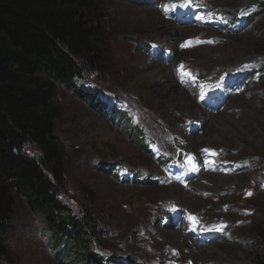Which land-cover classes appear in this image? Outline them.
I'll list each match as a JSON object with an SVG mask.
<instances>
[{
	"label": "rangeland",
	"instance_id": "obj_1",
	"mask_svg": "<svg viewBox=\"0 0 264 264\" xmlns=\"http://www.w3.org/2000/svg\"><path fill=\"white\" fill-rule=\"evenodd\" d=\"M262 1L98 0L108 62L77 82L98 105L60 84L53 103L62 199L98 215L105 234L92 248L113 263L264 258L254 232L264 218V15L254 19ZM14 222L11 262L0 264L78 263L55 253L62 237L51 243L19 197Z\"/></svg>",
	"mask_w": 264,
	"mask_h": 264
},
{
	"label": "trees",
	"instance_id": "obj_2",
	"mask_svg": "<svg viewBox=\"0 0 264 264\" xmlns=\"http://www.w3.org/2000/svg\"><path fill=\"white\" fill-rule=\"evenodd\" d=\"M259 6L254 19L264 15V1ZM109 31L98 0H0V263L11 262L19 197L43 218L51 243L62 237L55 253L65 260L115 264L111 255L92 248L105 234L98 215L91 208L77 213L62 199L66 157L55 133L60 110L53 103L60 84L98 105L77 82L107 64ZM158 159L171 161L161 154ZM254 232L264 243V218Z\"/></svg>",
	"mask_w": 264,
	"mask_h": 264
},
{
	"label": "bare ground",
	"instance_id": "obj_3",
	"mask_svg": "<svg viewBox=\"0 0 264 264\" xmlns=\"http://www.w3.org/2000/svg\"><path fill=\"white\" fill-rule=\"evenodd\" d=\"M192 115V117L194 118V119H196V120H200L201 119V115L199 116L198 115V113L197 114H191ZM204 116V115H203ZM226 181L227 180H224V179H222L221 181H220V183H221V186H223V185H225L226 184ZM219 181H217L216 183H218ZM189 184L190 185H193V186H195V187H199L200 189H203V190H207L208 188L207 187H205L204 185H202V184H199V183H193V182H189ZM188 184V185H189ZM215 184V183H214ZM213 187H215V188H218L219 186H217V185H215V186H213Z\"/></svg>",
	"mask_w": 264,
	"mask_h": 264
},
{
	"label": "snow or ice",
	"instance_id": "obj_4",
	"mask_svg": "<svg viewBox=\"0 0 264 264\" xmlns=\"http://www.w3.org/2000/svg\"><path fill=\"white\" fill-rule=\"evenodd\" d=\"M185 46H187V45H185ZM181 68H183V66H181ZM185 75H189V76H191V73H184ZM248 195H251V192H248L247 193ZM226 227V225H221V226H219L218 228H216V230L217 231H223V229Z\"/></svg>",
	"mask_w": 264,
	"mask_h": 264
}]
</instances>
